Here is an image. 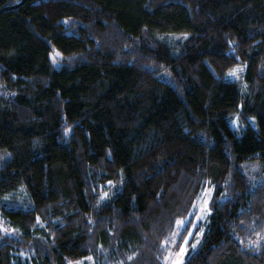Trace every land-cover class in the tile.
<instances>
[{
	"label": "trees",
	"instance_id": "1",
	"mask_svg": "<svg viewBox=\"0 0 264 264\" xmlns=\"http://www.w3.org/2000/svg\"><path fill=\"white\" fill-rule=\"evenodd\" d=\"M4 154L0 195L21 204H0V264H166L209 183L212 212L184 264H264V0L1 12ZM256 159L251 180L241 165Z\"/></svg>",
	"mask_w": 264,
	"mask_h": 264
},
{
	"label": "rangeland",
	"instance_id": "2",
	"mask_svg": "<svg viewBox=\"0 0 264 264\" xmlns=\"http://www.w3.org/2000/svg\"><path fill=\"white\" fill-rule=\"evenodd\" d=\"M243 72L244 68H237L233 71L230 77L233 80L238 81L239 79H242ZM229 119L231 127L235 130V132H237L238 135H240L242 124L240 123L239 118L235 116L230 117ZM251 123L255 125V119H252ZM69 133L70 128L66 130V135L68 136ZM7 156V154H4L2 157H0V159L4 160ZM2 160H0V164ZM258 167L259 160L257 159L250 160L241 165L242 170L251 180L254 178V172L258 169ZM213 195L214 185L209 183L200 191L194 206V215L192 216L193 219H190L189 215L188 218H182L176 222L171 239L168 243V253L165 257L166 264H184L186 259L198 249L199 243L201 242L206 230V224L208 223L212 212L211 202ZM20 196L23 198V200L26 199V194L24 192H21ZM106 197L108 198L109 195L105 194L103 198ZM0 204H4L9 208H15L20 206L21 201L19 200V197L16 195V193L6 196L0 195ZM70 264L96 263L91 256H88L83 260L71 261Z\"/></svg>",
	"mask_w": 264,
	"mask_h": 264
},
{
	"label": "water",
	"instance_id": "3",
	"mask_svg": "<svg viewBox=\"0 0 264 264\" xmlns=\"http://www.w3.org/2000/svg\"><path fill=\"white\" fill-rule=\"evenodd\" d=\"M25 2H26V0H22L20 3H17L15 5L3 7V8L0 9V13L4 12V11H7L9 9H14L16 7H19V6L23 5Z\"/></svg>",
	"mask_w": 264,
	"mask_h": 264
}]
</instances>
